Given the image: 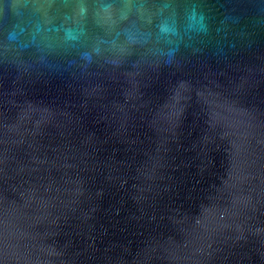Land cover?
I'll use <instances>...</instances> for the list:
<instances>
[{
	"label": "water",
	"instance_id": "water-1",
	"mask_svg": "<svg viewBox=\"0 0 264 264\" xmlns=\"http://www.w3.org/2000/svg\"><path fill=\"white\" fill-rule=\"evenodd\" d=\"M0 264H264V0H0Z\"/></svg>",
	"mask_w": 264,
	"mask_h": 264
}]
</instances>
